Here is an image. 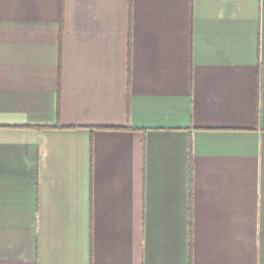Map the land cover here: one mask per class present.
<instances>
[{"label": "crops", "instance_id": "obj_1", "mask_svg": "<svg viewBox=\"0 0 264 264\" xmlns=\"http://www.w3.org/2000/svg\"><path fill=\"white\" fill-rule=\"evenodd\" d=\"M0 264H264V0H0Z\"/></svg>", "mask_w": 264, "mask_h": 264}]
</instances>
